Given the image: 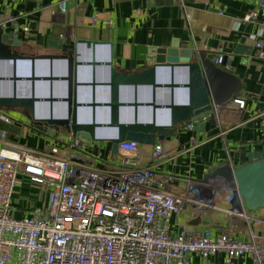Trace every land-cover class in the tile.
Here are the masks:
<instances>
[{
  "label": "crops",
  "instance_id": "1",
  "mask_svg": "<svg viewBox=\"0 0 264 264\" xmlns=\"http://www.w3.org/2000/svg\"><path fill=\"white\" fill-rule=\"evenodd\" d=\"M58 1L0 0V23L4 31H14L21 39L13 49L23 56L38 57L34 63L25 58L17 64L16 72L22 79L16 82L10 78L14 73L12 62L0 60V100L11 102L17 98L25 102L33 96L37 98L33 111L17 102L1 104L0 112L10 118L9 123L0 119V130H7V139L19 146L50 152L54 145L77 137L71 126L61 124L69 116L68 85L63 80L67 62L58 58L61 55H70L85 63L77 69V78L83 83L77 89V100L81 104L77 110L78 122L100 124L96 127L98 137L119 135V127L109 125L111 110L106 106L111 100L109 68L103 64L94 67L88 64L93 59L98 62L108 59L109 44L88 46L77 43L79 40L113 43V66L124 73L148 68L149 48L169 47L174 42L180 50L192 48L207 52L217 63L222 54L226 61H231L225 69L241 79L237 96L245 99V107L239 109L229 102L216 108V124L207 122L203 132L184 125L174 135L155 143L164 146L165 155L161 160L154 161L151 157L154 145H141L137 160L165 175L167 189L177 194L191 181L203 184L207 190H215L216 208L200 216L191 206H186L173 217V232H179L184 224L218 229L230 223L237 238L247 239L250 227H254L264 242V206L247 211L254 220L240 217L232 220L225 208L232 207L233 189L228 185L202 182L208 170L218 164H240L234 153L242 145L248 146L250 151L264 153V58L256 54V42L261 41L264 50V32L258 21L245 19L256 7V0H67L65 13L57 5ZM63 45L75 48L63 49ZM238 45H245V52L235 53ZM33 75L34 80L31 79ZM158 79L170 81V71L161 70ZM176 80L188 82V73L178 71ZM153 95L150 86L137 89L122 86L119 99L125 103L137 100L148 104L153 101ZM155 96L162 104L171 101L168 88H158ZM173 97L176 104L188 103L189 88H176ZM94 99L99 104L95 107L91 105ZM119 117L125 122L137 117L140 122L155 120L157 124H166L171 114L167 108L153 111L151 106H139L137 110L124 106ZM85 143L91 150H105L106 146L98 141ZM2 145L0 141V147ZM62 154L63 150L59 152ZM20 178L14 203L16 215L24 217L36 208L47 206L49 190L32 183L25 175ZM209 260L213 264H224V254H216ZM203 262L199 254L190 256L189 264ZM235 263L259 264L250 254L237 258Z\"/></svg>",
  "mask_w": 264,
  "mask_h": 264
},
{
  "label": "built area",
  "instance_id": "2",
  "mask_svg": "<svg viewBox=\"0 0 264 264\" xmlns=\"http://www.w3.org/2000/svg\"><path fill=\"white\" fill-rule=\"evenodd\" d=\"M57 5L66 12L67 0ZM245 19L258 21L264 32V0H256ZM256 48L264 58L261 41ZM231 102L239 109L246 103L240 96ZM0 119L10 122L1 112ZM7 136L0 130V264H189L192 254L213 264L209 258L220 253L224 264L247 254L264 264L263 236L254 227L244 240L230 223L218 229L184 224L173 232L172 219L186 206L200 216L210 214L217 206L215 190L192 181L182 193L168 190L165 175L137 160L136 141L120 142L111 155L77 137L43 152ZM164 155L163 144H155L152 159ZM21 175L49 190L47 206L24 217L16 215L14 203ZM227 208L230 217L254 220L245 209Z\"/></svg>",
  "mask_w": 264,
  "mask_h": 264
},
{
  "label": "water",
  "instance_id": "3",
  "mask_svg": "<svg viewBox=\"0 0 264 264\" xmlns=\"http://www.w3.org/2000/svg\"><path fill=\"white\" fill-rule=\"evenodd\" d=\"M1 18V14H0ZM21 43L19 34L14 31L5 32L0 23V60L11 61L14 73L11 80H21L22 76L17 75V64L22 59H29L32 63L38 57L23 56L13 49ZM77 43H86V45L95 46L98 44H109L110 57L103 62L93 59L88 62L89 65L103 64L109 68L111 86V100L106 106L111 110L110 126L119 127V135L113 137H98L96 127L100 126L95 122L90 124H81L77 120V110L80 102L77 100V89L83 83L77 78V69L85 64L83 61L73 58L70 55L58 56L59 59L66 60L67 74L63 78L68 85V119L61 124L67 127L71 126L73 133L77 138L83 139L87 143L94 141L106 143V153L114 155L118 152V144L124 140H132L141 145H155L157 141L167 139V136L174 135L175 131L189 124H194V130L205 131L207 122L216 124L215 109L221 108L232 101L241 89V79L235 74L225 69L231 61H226L225 56L221 62H216L209 57L207 52L194 51L192 48L180 50L177 43H172L169 47H151L149 48L147 62L149 67L136 73H124L117 71L113 66L114 44L92 40H79ZM63 49L75 48L73 45H63ZM245 45H238L235 53L245 52ZM48 59H53L49 57ZM161 70H169L171 80L161 82L158 79ZM183 71L188 73L189 81L182 82L176 80V73ZM29 79V78H28ZM32 80L36 79L33 75ZM1 80V77H0ZM96 85L95 80L92 86ZM122 86H150L154 93L153 101L144 104L135 100L134 102L125 103L119 99L120 89ZM168 88L171 91V101L165 104L156 100V91L159 88ZM179 87H188L190 99L186 104H176L174 101L175 89ZM34 96L25 102L17 98L9 101L0 100V106L3 103H19L26 105L31 111L34 110ZM90 105V104H89ZM93 107L99 105L94 101ZM101 105V104H100ZM133 106L135 110L139 106H151L153 111L158 108H167L170 110L171 119L169 123L157 124L152 122H140L135 117L134 121H121L119 112L121 107ZM70 118V119H69ZM128 133L125 135L124 133ZM157 133V136L154 134ZM234 158L238 159L240 164L234 165L231 162L221 163L210 168L202 180L203 183L212 185L218 183L228 185L233 189L232 208L237 210L254 211L264 206V153L262 151H250L249 147L242 145L234 153ZM243 202V204H242ZM239 219L233 216L232 220Z\"/></svg>",
  "mask_w": 264,
  "mask_h": 264
},
{
  "label": "rangeland",
  "instance_id": "4",
  "mask_svg": "<svg viewBox=\"0 0 264 264\" xmlns=\"http://www.w3.org/2000/svg\"><path fill=\"white\" fill-rule=\"evenodd\" d=\"M228 207V206H227ZM225 209H228V208H225ZM248 236H249V234H248ZM262 236V235H261Z\"/></svg>",
  "mask_w": 264,
  "mask_h": 264
}]
</instances>
